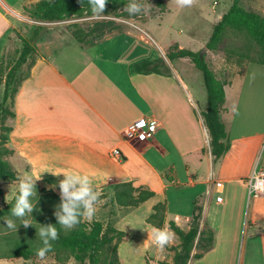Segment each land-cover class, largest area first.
I'll return each instance as SVG.
<instances>
[{
    "label": "crops",
    "instance_id": "1",
    "mask_svg": "<svg viewBox=\"0 0 264 264\" xmlns=\"http://www.w3.org/2000/svg\"><path fill=\"white\" fill-rule=\"evenodd\" d=\"M37 1L0 0V62L14 32L10 15L24 12L25 5ZM78 43L80 50L75 53L67 51L68 43L46 40L47 51L42 50L36 57L18 87L7 143L14 150L9 160L18 176L25 172L41 174L36 184L57 193L63 174L56 176L46 169L94 174V186L111 194L115 183L123 180L154 190L155 195L136 208L120 209L110 199L114 212L108 222L129 233L119 246L121 264L171 262L175 254L171 247L180 244L179 236L171 230L175 234L173 242L163 251L158 250L143 229L145 225L153 226L146 218L157 202L167 200L164 227L169 228L173 220L189 230L197 198H201L202 205L197 227H212L215 243L201 258H192L188 264H264V198H250L245 183L257 162L264 160V65L249 61L241 73L227 81L218 76L225 82L222 119L231 147L215 159L202 115L207 105L199 110L201 97L186 86L182 89L191 101L178 93L165 94L162 89L148 87L143 79L132 82L133 86L130 78L99 64L103 57L97 50L99 44L83 47ZM108 43L114 65L119 54L115 50L122 47V42L111 38L101 45ZM148 75L171 78L173 72L172 76ZM138 115L155 118L160 130L147 140L125 139L124 129ZM217 180L224 182L221 202L212 197L216 191L213 182ZM237 191L239 201L232 202ZM213 202L223 205V210L214 209ZM231 202L234 205L230 208ZM196 251L194 248L193 253ZM146 255L152 258L150 263Z\"/></svg>",
    "mask_w": 264,
    "mask_h": 264
},
{
    "label": "trees",
    "instance_id": "2",
    "mask_svg": "<svg viewBox=\"0 0 264 264\" xmlns=\"http://www.w3.org/2000/svg\"><path fill=\"white\" fill-rule=\"evenodd\" d=\"M129 0H108L105 12L113 13L120 16L119 10L127 4ZM231 5L228 10L221 16L219 21L214 25L213 31L206 47L209 50L216 51L221 43L225 40L227 32L234 30L245 33L259 47L258 56L249 60L264 65V15L246 9L241 0H230ZM24 11L38 18L41 21H58L69 18H77L91 15L88 0H40L24 6ZM73 25H77L74 23ZM114 27L113 20L102 19L96 20L84 31L80 28L72 30L73 37L80 43H85L89 36L99 37ZM45 26L43 24L36 25L29 37L18 34L22 40L23 47L20 54L5 77V90L3 99L0 103V180L16 181L18 171L14 168L9 160V156L14 150L7 146L9 133L12 126L6 124L5 121L10 117H14L15 113L12 109L5 105L11 95L12 105L14 97L24 77L17 76V71L28 61V67L31 68L35 62V56L40 55L38 41L41 38ZM14 31H16L14 29ZM17 32V31H16ZM167 58L170 60L185 58L188 59L198 70L202 72L204 86L207 93V107L203 110L205 124L210 132L211 152L215 159H219L225 155L230 147L231 140L226 123L222 119V111L226 99L225 82L220 79L213 70L211 63L205 54L201 55V50H193L190 48H175L167 52ZM238 59L247 57L246 54L238 55ZM31 59V60H30ZM248 61V62H249ZM133 69L139 74H161L172 76V70L164 57L146 58L135 62ZM2 61L0 62V84L3 78L1 76ZM13 83V85H12ZM12 85V86H11ZM121 158L125 159L121 154ZM166 176L172 180L166 174ZM42 190L47 191L49 201L52 204L60 203V195L53 189L43 187ZM101 199L109 197L113 205H117L120 209H131L140 206L143 202L155 195V191L149 187L139 185L136 186L132 180H123L115 183L113 193L102 192ZM0 196H4V191L0 188ZM42 197V196H41ZM43 210H45L46 199L41 201ZM201 198H197L194 202L193 221L199 222L201 218L202 205ZM14 199L0 209V217L10 216L11 207ZM168 209V201L163 200L157 202L153 206V212L146 218V222L159 228H163L166 223V212ZM33 225L25 228L20 225L17 231H12L0 237V259L22 258L25 264L36 255L37 248L41 247V241L37 235V229L42 224H55L54 215L42 214L34 208L30 214ZM60 229L59 225H56ZM169 228L174 231L180 238V244L172 246L175 251L171 262L162 260L160 264H188L190 259L201 258L206 252L214 247L215 231L209 225L202 230L199 227H191L189 230L182 229L173 220L169 222ZM1 238L7 240V246L1 245ZM129 238V233L112 222H103L95 219L89 225L84 220L81 221L73 230L65 232L60 229L59 239L53 242V249L49 254H59L66 250H73L76 260L86 262V264H121L122 259L119 254V246L122 242ZM194 248L197 249L193 253ZM151 257L146 256L147 263H150Z\"/></svg>",
    "mask_w": 264,
    "mask_h": 264
},
{
    "label": "rangeland",
    "instance_id": "3",
    "mask_svg": "<svg viewBox=\"0 0 264 264\" xmlns=\"http://www.w3.org/2000/svg\"><path fill=\"white\" fill-rule=\"evenodd\" d=\"M139 2L144 4L147 10L135 16L129 15V13L124 10V6L119 10L120 16H115L113 13L106 14L105 12L100 16H94L91 14L84 17L69 18L58 21H41L26 11L17 15L11 14L10 16L14 23V29L17 32L14 31L12 33L13 35L9 36V45L2 58L3 72L1 73V76L3 81L2 84H0V103L3 99L5 90L4 81L7 71L15 63L23 47L22 40L18 34L29 37L36 25L43 24L45 29L40 38L41 43L39 41L40 46H38L41 54L43 52L42 50L47 51L46 40L53 38L58 40V42L68 43L67 51L76 53L80 50V46L78 41L73 37L72 30L80 28L84 31L96 20L110 19L114 22L112 30L99 37L89 36L85 43H80L83 47H94L99 44L97 50H99V53L103 56L98 60L100 65L107 67L106 70H109L112 73H116L117 75L123 74L126 79L130 78L129 83L133 86L134 84L132 82L138 83L139 79H143L151 89H162L165 94L178 93L191 101L188 92L182 89L183 86H186L190 91L201 97L199 110L203 109L207 105V93L204 86L202 72L188 59L181 58L170 60L166 55L168 51L175 48H190L197 51L202 50L210 38L214 25L222 16L223 13L221 12L223 11V8L228 6L231 1L197 0L194 6L183 9L178 8L175 5L174 0H139ZM241 4L250 11L264 15L263 0H241ZM74 23H77V25H73ZM111 38L122 42V47H118L115 50L119 51L117 59L114 60L116 62L114 64L115 66L112 64L113 59L111 58V54H108L107 49L109 43L104 44V46L101 45L103 41ZM258 53V45L249 36L245 33H240L234 30H229L227 32L225 40L221 43L218 50L213 51L207 49L204 52L217 76H223L226 81L232 77V75L241 73L244 70L245 64L248 63L249 60L255 59L258 56ZM240 54H246L247 57L238 59V55ZM160 56L164 57L171 67L173 72L171 78L158 75H144L134 72L133 64L135 62L145 58H155ZM29 62L31 61H28V63ZM28 63L24 64L17 71V76L25 77L28 74L30 69ZM76 63L77 61L74 59L73 66H75ZM108 65L111 66L109 69ZM112 65L114 67H112ZM204 89L205 96L203 98L202 95L204 94ZM11 99L10 95L5 105L10 109H13ZM138 118L139 115L136 116L133 122ZM11 119L12 118L9 117L5 123L10 125ZM170 159L171 156H168L167 160ZM10 184H14V187H11L12 185ZM17 184V180H0V188L4 191V196H0V209L11 202L13 196L17 193ZM12 188L16 189L13 190ZM42 188L43 186L36 184V195L31 197L32 203L35 204L34 208L44 215L45 213L48 215H54L57 205L52 204L49 201L47 202L49 195L47 191L42 190ZM99 189L102 192L108 193L104 189ZM217 194L216 191H213L212 197L216 198ZM238 194V191L235 192V197L233 198L235 200H232V202L239 201L237 200ZM39 196H42L41 201L46 199V211L42 209L43 205L40 203ZM102 200L104 203L99 205L101 208L98 206V211L94 218L91 221L84 220L86 224L89 225L95 219L102 220L105 223L108 222V218L114 211L110 206L111 202L109 197ZM232 202L229 205L230 208L234 205ZM212 206L219 211L223 210V205H215L213 202ZM6 218L15 220L17 225L20 224V221L11 215L0 217V237L12 232V230H9L6 227L4 221ZM27 218L31 219L30 214ZM6 242V239L1 238V245L3 247L7 246ZM137 256H139V253H137ZM123 258L127 261V256H124ZM11 259L13 260L0 262V264H25L24 259ZM26 264H86V262L76 260L74 251L69 249L57 255L49 254L45 261H41L35 256Z\"/></svg>",
    "mask_w": 264,
    "mask_h": 264
},
{
    "label": "clouds",
    "instance_id": "4",
    "mask_svg": "<svg viewBox=\"0 0 264 264\" xmlns=\"http://www.w3.org/2000/svg\"><path fill=\"white\" fill-rule=\"evenodd\" d=\"M196 2L197 0H174L175 5L180 9L192 7ZM107 3L108 0H88L90 11L94 16L103 15ZM124 10L129 15L135 16L146 11L147 8L139 0H129L124 6ZM140 138L144 139V136ZM45 171L56 176L63 174V179L58 181L60 203L54 211L56 223L42 224L37 229V235L42 246L37 248L36 255L41 261H45L47 254L52 251L53 242L59 239L60 229L67 232L73 230L82 220L91 221L98 211V206L104 203L101 199L102 191L93 184L94 174L74 170L53 172L46 169ZM39 179H41V174L33 176L27 172L17 177V193L13 196L14 203L11 207V216L19 220V225H23L25 228L33 225L27 217L35 207L31 197L36 195V181ZM51 187L55 188L56 185ZM4 221L9 230L17 231L19 225L15 220L6 218ZM56 225H59L60 229ZM143 229L148 232V239H151L160 251L169 246L175 237V234L168 227L159 228L145 225Z\"/></svg>",
    "mask_w": 264,
    "mask_h": 264
},
{
    "label": "built area",
    "instance_id": "5",
    "mask_svg": "<svg viewBox=\"0 0 264 264\" xmlns=\"http://www.w3.org/2000/svg\"><path fill=\"white\" fill-rule=\"evenodd\" d=\"M161 126L155 118L141 117L136 121L129 124L123 131L125 139L147 140L152 138L159 130ZM144 136V139L140 137ZM121 157V154H120ZM214 187L216 189L217 201H223L224 182L222 180L214 181ZM249 197L264 198V160L258 161L255 165L252 173L245 180Z\"/></svg>",
    "mask_w": 264,
    "mask_h": 264
},
{
    "label": "water",
    "instance_id": "6",
    "mask_svg": "<svg viewBox=\"0 0 264 264\" xmlns=\"http://www.w3.org/2000/svg\"><path fill=\"white\" fill-rule=\"evenodd\" d=\"M207 50V47H203L202 50H201V55L204 54V52ZM198 226V222L197 221H193L192 222V227H197Z\"/></svg>",
    "mask_w": 264,
    "mask_h": 264
}]
</instances>
